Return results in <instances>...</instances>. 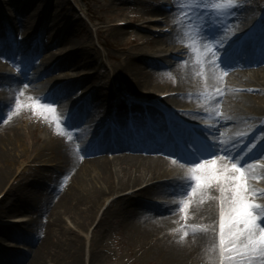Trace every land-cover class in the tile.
I'll list each match as a JSON object with an SVG mask.
<instances>
[{"label":"bare ground","instance_id":"bare-ground-1","mask_svg":"<svg viewBox=\"0 0 264 264\" xmlns=\"http://www.w3.org/2000/svg\"><path fill=\"white\" fill-rule=\"evenodd\" d=\"M37 1L36 6L40 11L46 0ZM13 3L15 6L17 1L13 0ZM25 6L24 8L17 7V9L21 11L23 8L21 12H25L29 3ZM55 6L58 7L57 4ZM240 16L242 17L241 22H245L249 17L256 19L253 9H243ZM150 17L155 18L156 16ZM2 19L3 13L0 10V20ZM32 20L33 18L25 22V27L37 30L38 27L31 22ZM150 20H156V18ZM155 26L165 27L166 25L157 24ZM205 27L194 37L195 42H189L191 49L187 55L189 59L186 64L191 74H200L205 84L201 86L202 81L196 83L193 80L194 76L192 78L189 74H185L179 84V89L187 90L185 96L170 97L169 100L173 102L189 98L196 103L200 114L211 115L216 121V130L223 132L224 136L231 137V140L217 139L214 145L219 150H213L214 154L209 156V162L200 161L198 164L201 168L195 172L193 167L191 173L185 170L175 173L173 169H176L174 168L178 163H175L176 161L195 160L192 157H186L185 152L176 146L168 147L158 142L157 139L147 142L141 140L137 143L127 141L121 144L115 152L100 148V139L109 134L105 116L108 115L109 98L112 91L107 86H100L103 91L96 94L95 101L101 111L91 110L85 100L72 95L69 80L74 74L68 76L61 72L57 76L50 75L53 67L51 66L53 65L52 56L47 54L42 57L41 62L37 64L36 77L24 74L13 78L11 85L13 92L6 95L0 109V184L7 174L15 169L19 174L18 177H22L25 172L20 170V167L17 168L22 156L29 159L36 158L39 154V157H42L51 146L50 140L43 139L42 136L35 137L29 147L21 142L26 134L20 133L19 128L16 127V116L12 109L17 92L23 91L37 97L52 92L58 106L56 109L63 114L69 113L73 124L79 130L71 134L70 140L65 145V152L56 153L57 164L54 167L58 173L54 186H43V182L38 185L27 182L17 187H12V185L8 189L6 195L9 194L12 198L7 203V207H0V219L13 217L14 222L28 220L26 213L11 217L6 214L22 210L24 203L29 201L28 207L35 214L42 216L47 210L44 214L46 216L49 214V220L37 230L32 229L36 219L29 220V223L24 224L27 227L25 226V231L21 236L17 232L12 233L11 228L0 225V235L6 236L7 234L15 237L18 234V239L24 241L27 247L26 249L25 247L19 250L14 249L17 244L0 238L2 239L1 244H4L0 248L5 251L4 256L0 258V264H50L53 259L64 264H79L81 259L80 235L63 230L62 223L65 216L68 217L67 215L71 214L83 226L89 221L92 210L96 206L99 208L106 198L129 187L134 189L131 190L130 195L114 199L116 203L121 204V213L118 216L120 225L137 232L144 239H141L143 241H153L152 245L155 246L157 256L162 257L168 264H211L214 261L216 234L219 227L215 195L220 194L223 208L225 207L226 210L234 206L236 184L243 183L246 188L241 195L245 200L257 205L264 203L263 188L255 187L251 182V178H257L258 182L264 185V165L259 164L252 167L253 160L264 157V143L259 148H254L251 143L245 145L249 138V135H245V131L249 129L250 122L264 117V55L255 59L253 53L243 50L237 52V48L232 45L238 36V24L210 23ZM181 36V33H176L167 37V33H163L157 39H153L149 43V47L153 49V57L150 62L145 63L147 67L162 70L161 66L164 69L167 65V68L179 74V69H175L178 59L174 57L175 54L180 53L178 49L181 47L175 50L172 44ZM24 41L30 43L32 39L27 35ZM139 46L140 44L133 50L135 56L129 57L127 73L129 77L133 76L134 86L146 87V67L132 63V60H136L134 58L144 61L142 53L144 49ZM25 47L21 45L16 51L9 42L3 45L0 55L23 52ZM30 52V55H34L35 51ZM84 52L88 51L85 49ZM82 54L85 53H80L78 57ZM129 58H126V61ZM165 58L166 63L164 64L161 60ZM214 58L217 61H214ZM76 61L77 58L72 60L71 64ZM229 63L231 66H227ZM39 76H47V80L39 82L37 81ZM80 81L87 82L88 76L80 78ZM193 90L194 95L192 96L190 93ZM242 90H251L253 93L244 99L241 94ZM151 93L155 94L149 90L148 94ZM248 105H254L255 110L260 112L251 113ZM103 110L107 111L106 114L102 112ZM155 112L158 113V111ZM154 116L159 117V113ZM137 118L140 120L139 125L144 126L142 117ZM142 137L143 135L140 134L139 138ZM183 137L186 141L192 140L187 133ZM243 145L245 146L241 149ZM31 148H35L37 152L33 154L34 149ZM21 150L24 151L22 156L20 155ZM121 152L123 154H120ZM109 153H113L114 156L109 158ZM233 164L241 168L242 172L236 171L232 167ZM111 165L116 167L117 183L112 181L113 174L109 171ZM195 165L196 163L193 164ZM194 175H202V180L199 183L196 182L193 179ZM206 176L213 178L205 180L203 177ZM240 176H243L242 180L233 179ZM40 178L44 181L51 180L50 175H41ZM154 178L158 179L156 185L158 197L163 196L170 199L157 205L153 204L141 212L138 210L137 196L142 192L147 193L151 184L136 190L137 183L142 184ZM31 185L35 190L30 189ZM113 201L111 205H114ZM105 214L106 218H103L100 223L112 220L110 210ZM257 215L264 217V209H258ZM56 231H58L57 234ZM57 235L62 236L58 243L55 242ZM156 244L160 246V250L157 249ZM228 248L229 245H227V258L230 259L231 251ZM261 258L255 260L256 264H264V257Z\"/></svg>","mask_w":264,"mask_h":264},{"label":"rangeland","instance_id":"rangeland-1","mask_svg":"<svg viewBox=\"0 0 264 264\" xmlns=\"http://www.w3.org/2000/svg\"><path fill=\"white\" fill-rule=\"evenodd\" d=\"M16 1L15 6L18 8H24L29 3V6L24 10L25 12H21L23 8L21 11L15 8L13 0H0V10H8L9 14L11 11H17L16 13L14 12L17 19L11 16V19H16L11 28L17 26L22 36L31 35L34 37L35 34L33 39V44L35 45L39 41L36 33L38 29L26 28L25 22H29L33 18L31 22L35 23L36 27L40 29L43 26L46 32H41L43 41L40 45V55L43 53L48 54V56H52L53 62L61 61L59 63L64 74L68 76L74 74L70 79L78 80L84 76H88L87 82L82 83L79 80L73 81L72 84L74 86L77 85L80 93L89 98V104L94 106L96 110H99L98 104L95 101L96 94L98 95L103 91L100 86H107L114 93L147 92L148 90L162 92L179 87L178 81L182 80L185 74H189L192 78L194 76L193 80L196 83L202 81L201 86L205 84L201 76H199L200 74L193 75L188 70L184 64L187 59L185 61L182 59L177 61L178 64H176L175 69H179V74L171 71V68L155 70L151 66L148 68L145 64L146 62H150L148 59L153 53V49L149 47V43L159 36L142 30L143 24H145L143 23L144 19H146L145 15L148 16L151 13L157 14L161 12V8L155 5L154 0H46L40 11L36 6L37 0ZM175 3L176 7L170 13V19L172 23L176 24L177 29L183 32L188 40L193 42H195L194 37L197 36L198 32L202 28H206V24L210 23L220 24L226 22L230 25L238 24L241 31L245 30L248 23L246 24V21L241 22V9L256 7L258 11L261 9L260 14L262 16L264 13V0H175ZM56 4L58 7L55 6ZM120 20L130 21L131 25L115 28V23ZM7 21V18L0 20V34H4L6 31L8 27ZM46 23L47 26L45 25ZM262 35L260 28L257 27L249 36L250 42H257ZM170 36L172 34H167V37ZM180 39L178 43L177 40L173 42V49L177 50L179 46L187 43L184 39ZM14 40L20 44L25 43V41L17 38H14ZM4 41V37H2L0 40V50L4 45L2 44ZM140 42H143L139 47L144 49L142 52L144 61L133 57L136 60H132V63L146 67V87H131L128 83L133 84V76L129 77L127 73L129 67L127 62L133 56V50ZM31 46L28 44L26 47L30 48ZM85 49L88 52H84ZM61 51L62 54H60ZM80 53L85 54L78 57ZM22 54L0 55V95L3 96L9 91L10 94L13 92L11 85H9L10 79L5 74V65L8 62L23 61L22 65L30 71L28 75L36 77V63L41 56L38 54L37 57L32 58L29 55L26 57ZM76 58L77 61L71 64V61ZM126 58H129L128 61H126ZM165 61L166 58L161 60L163 63H166ZM50 73L53 74L52 76H55L58 71L52 70ZM46 78L47 76H42L38 77L37 80L45 82ZM250 93H253V91H241L244 99H247ZM187 101L190 102L191 100L186 99V102L183 101L182 104H187ZM48 105H51V107H48ZM248 106L251 109V113L257 112L254 105ZM12 107L13 114L16 116V127L19 128L20 133L26 134V137L21 139L24 146L27 145L29 147L35 137L45 136L51 139L50 149L42 157H39V154H37L34 160H29L22 156L24 151H20L22 157L17 164V168L20 167V170L25 173L22 177L14 180L11 184L13 185L12 187H17L19 184L27 182H31L32 185H38L43 182V186H54V180L58 173L54 167L57 164L56 153L65 152V145L70 140L71 134L76 133L75 130L79 129L73 124L69 113L63 114L56 109L58 106L52 92H48L45 96L41 97L33 96L23 91L17 92L16 101ZM204 119H209V117ZM160 122H163V120L158 119V121H153L151 124L157 126ZM31 149H34L32 151L33 154L37 152L35 148ZM260 160L262 159L258 158L254 162L257 163ZM115 170L116 167L111 165L109 171L113 174L112 181L117 183L118 179ZM173 171L178 172V170L174 169ZM14 175H18L16 169L7 174L4 181L0 184V192ZM41 175H50L51 180L44 181L42 180L43 178H40ZM146 183L142 184L145 185ZM137 184V187L134 186L136 189L142 185L140 183ZM32 185L30 189L35 190ZM8 187L9 184L7 185ZM131 190L134 189L129 187L116 192L108 199L106 198L99 208L96 206L92 210L89 221L83 226L71 214L67 215L69 218L65 216V220L62 223L63 230L72 231L80 235L79 248L81 250V259L79 264H168L162 257L157 256L158 253L154 248L155 246L152 245L153 241H143L144 239L137 232H133L120 225L118 216L121 213V204L116 203L114 199L122 196L127 197L131 194ZM144 194L146 193L144 192ZM162 197L158 198L160 202L167 200ZM219 197L220 195H216L214 200L216 203V199H218V203L221 204ZM11 198L12 196L9 194L2 198L0 207H7V203ZM112 201L114 205H111ZM28 205H30L29 201L24 203L22 210L12 211L6 214V216L11 217L22 213L29 214L30 221L36 219L32 229L37 230L49 220V214L47 216L44 214L47 210L44 211V215L42 214V216L41 214H35V212L30 210ZM235 207V205L231 206L225 211L228 218ZM109 210L112 212V220L100 223L103 218H106L105 213L109 212ZM25 226L22 225L20 228V236L25 231L27 227ZM0 236L3 237L2 235ZM61 237L59 235L55 236V242L58 243ZM17 241V246L14 248H18V250L23 247H25L24 249L27 248L24 241H19L18 239ZM156 247L160 250L159 245L156 244ZM235 258L237 260L233 259L231 261L233 263L230 262V264H256L254 255L252 254L246 253L243 257L237 256ZM216 262L217 249L214 261L211 264H216ZM50 264L64 263L53 259Z\"/></svg>","mask_w":264,"mask_h":264},{"label":"snow or ice","instance_id":"snow-or-ice-1","mask_svg":"<svg viewBox=\"0 0 264 264\" xmlns=\"http://www.w3.org/2000/svg\"><path fill=\"white\" fill-rule=\"evenodd\" d=\"M222 62L225 65L224 60ZM227 66H231V63ZM48 107H51V105H48ZM187 134L192 135L190 132ZM192 145H195L194 150ZM214 149L219 150L216 145L209 143L206 139H197L192 136L191 144L186 145V150H182L185 151L186 157L199 159L203 155H213ZM232 167L236 171L242 172V169L238 168L237 165L233 164ZM200 168L201 165L196 164L193 171L195 172ZM203 178L210 180L213 177L206 176ZM193 179L199 183L202 180V175H194ZM233 179L242 180L243 176L234 177ZM245 188L246 186L243 183H237L235 186L236 195L234 196L233 204L236 207L229 216L227 226V245L230 246L228 250L240 257H243L246 253H259L261 257H264V217L257 215V210L260 208L259 205L245 200L243 195H241ZM225 235V222L222 214L220 223V243L222 248L225 246Z\"/></svg>","mask_w":264,"mask_h":264}]
</instances>
